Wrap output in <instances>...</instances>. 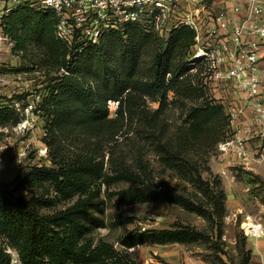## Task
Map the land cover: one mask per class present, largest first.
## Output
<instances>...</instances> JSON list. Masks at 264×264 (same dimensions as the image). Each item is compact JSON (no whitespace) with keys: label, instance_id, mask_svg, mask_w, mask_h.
<instances>
[{"label":"trees","instance_id":"trees-1","mask_svg":"<svg viewBox=\"0 0 264 264\" xmlns=\"http://www.w3.org/2000/svg\"><path fill=\"white\" fill-rule=\"evenodd\" d=\"M55 25L51 13L29 5L17 7L3 23L15 51L25 52L32 45L43 56L41 65L54 71L48 95L40 103L47 118L44 142L50 149L53 166H34L20 171L11 184L0 182V238L18 248L21 264H138L130 250L140 245H189L211 239L196 228L177 225L170 229L134 230L122 236V249H117L93 234L106 226L102 186L118 182H128L130 186L114 193L117 205L176 204L215 224L225 215L224 191H216L202 177L198 166L159 139L157 146L163 161L168 167L192 171L206 204L151 181L145 164L140 166V173L125 165L108 172L104 155L101 158V139L106 143L113 140L125 113H131L130 104L137 95L160 102L161 108L170 92L177 100L201 98L200 104L186 109V142L214 136L227 126L223 106L209 101L204 89L192 83L187 58L195 31L183 26L165 42L144 33L138 25H128L103 36L99 44L77 52V47L69 48L56 37ZM148 49H152L154 57L150 78L144 79L142 60ZM108 99H121L115 118L108 117ZM11 112L9 107H1L0 127L7 124ZM63 139H78L82 143L79 152L71 157L59 154L56 144ZM17 191L28 194L17 195ZM63 201L70 203L57 209ZM114 218L115 226L136 220L120 214ZM217 230L221 238L220 226ZM5 245L0 244V264H11ZM241 251L244 255L243 248ZM243 260L242 264L249 263L250 251Z\"/></svg>","mask_w":264,"mask_h":264},{"label":"rangeland","instance_id":"rangeland-1","mask_svg":"<svg viewBox=\"0 0 264 264\" xmlns=\"http://www.w3.org/2000/svg\"><path fill=\"white\" fill-rule=\"evenodd\" d=\"M221 2L219 0L217 8ZM153 57L152 49L143 55L141 76L144 79L150 78ZM42 59V54L32 45L25 52L15 51V43L2 42L0 46V109H12L7 124L0 127V182L7 185L20 171L34 166H53L50 149L44 142L47 118L40 110V103L48 95V84L54 71L41 65ZM176 98L170 92L166 105L161 108L160 102L137 95L130 104L131 113H125L113 140L106 143L101 139V158L104 155L105 169L111 172L125 165L140 173V166L145 164L151 181L206 204L207 199L198 189L194 173L187 168L168 167L163 161V153L157 146L159 139L172 151L179 152L182 158L198 166L202 177L210 181L216 191H224L225 215L215 224L176 204L117 205L114 193L130 186L128 182H118L102 186L106 226L93 234L122 249L120 240L129 232L182 225L196 228L211 239L189 245L146 243L131 249L132 257L138 264H242L244 256L250 251L253 236L246 231L244 224L255 226L259 220L258 210L264 211V162L251 161L247 166L236 147L225 144L229 139L235 140L229 120L228 124L227 121L225 123L227 126L221 128V133L195 143L184 141L183 134L188 127L186 109L200 104L202 99L196 96ZM56 146L59 154L71 157L79 152L82 143L78 139H63ZM16 194L27 195L28 192L17 191ZM69 203L63 201L57 209ZM116 214L132 216L136 220L125 226H115ZM219 226L223 232L221 238L217 236ZM2 243L6 244L0 238ZM11 248L18 253L17 247Z\"/></svg>","mask_w":264,"mask_h":264},{"label":"built area","instance_id":"built-area-1","mask_svg":"<svg viewBox=\"0 0 264 264\" xmlns=\"http://www.w3.org/2000/svg\"><path fill=\"white\" fill-rule=\"evenodd\" d=\"M0 0V46L14 42L3 23L21 5L51 13L56 37L69 48L82 52L99 44L107 34L138 25L144 33L167 42L175 29L195 31L187 62L193 85L204 89L205 97L223 106L231 129L239 127L249 109L256 126L264 131V0ZM194 74V75H193ZM242 94L241 103L227 98V92ZM121 99H108V117L115 118ZM245 163L264 162V141L251 149L246 140L229 139ZM252 235V234H251ZM260 235V231L259 234ZM257 236V235H253ZM11 264H21L19 254L5 246Z\"/></svg>","mask_w":264,"mask_h":264},{"label":"crops","instance_id":"crops-1","mask_svg":"<svg viewBox=\"0 0 264 264\" xmlns=\"http://www.w3.org/2000/svg\"><path fill=\"white\" fill-rule=\"evenodd\" d=\"M260 55L264 56V42L260 43ZM260 68H264V59L263 63L260 65ZM227 98L230 100L237 101L238 104L241 103L242 100V94L237 91H229L227 92ZM264 94V90H263ZM239 127H236L234 129L235 137H239L243 140H246L247 145L251 149H255L258 147L263 141H264V131H262L253 120V112L251 109L247 111V113L243 116L242 121L239 124ZM252 160H250L247 163H244L245 165L249 166ZM253 166V164H252ZM260 167L263 165H259ZM258 166V167H259ZM262 176L264 178V173H262ZM264 205V203H263ZM264 208V206H263ZM258 210V218L259 220L257 223H255L256 226V232L251 233L252 235H257L255 238L252 236L250 241V260L248 264H264V211ZM260 231V235L259 234Z\"/></svg>","mask_w":264,"mask_h":264},{"label":"bare ground","instance_id":"bare-ground-1","mask_svg":"<svg viewBox=\"0 0 264 264\" xmlns=\"http://www.w3.org/2000/svg\"><path fill=\"white\" fill-rule=\"evenodd\" d=\"M244 227H245L246 231L249 233H255L257 230L255 226H253L252 224H248V223L244 224Z\"/></svg>","mask_w":264,"mask_h":264}]
</instances>
